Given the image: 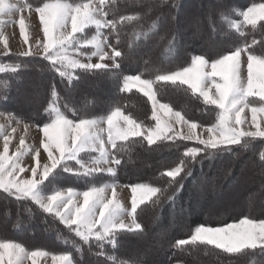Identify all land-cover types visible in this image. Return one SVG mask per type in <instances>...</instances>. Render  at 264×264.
I'll return each instance as SVG.
<instances>
[{"label": "snow or ice", "instance_id": "obj_1", "mask_svg": "<svg viewBox=\"0 0 264 264\" xmlns=\"http://www.w3.org/2000/svg\"><path fill=\"white\" fill-rule=\"evenodd\" d=\"M110 2L114 0H35L38 6L34 7L29 0H19L17 3L0 0V17L16 12L23 13L25 10L31 12L34 8L43 38L36 42L38 51L34 52L29 45V34L21 15L16 23L24 44L29 47L19 55L41 56L62 81L66 78L71 83L77 70H103L112 73L113 78H116L117 70L121 66L118 58L123 59L124 52L109 42L110 36L115 34L118 44V24L138 21L142 17L140 13H134L120 16L119 20L108 19L109 12L105 6ZM160 3L166 5L169 0H160ZM172 5L175 6L174 0ZM230 13L236 14L240 19H230ZM220 16L222 21L228 22L229 31L234 30L244 36L245 26H250L253 30L258 26L264 27V0H253L243 9H227ZM159 20L160 17H157L147 31L140 33L143 40L136 41V47L141 43L146 45L151 36L158 34ZM9 22L0 18V26ZM92 29L95 32L89 38L86 30ZM103 29L110 30L109 35H105ZM170 36L168 38L169 33H165L159 36V40L166 41L164 52L169 53V58H172L176 53V35L172 32ZM0 43L7 55L10 51L9 45L3 35H0ZM255 44V39L250 44L244 42L236 46L235 50H226L216 58L194 54L190 63L177 66L174 71L160 74V69H156L158 74L154 79H143L142 74L123 75L119 89L121 92L136 89L151 102V119L155 121L151 126L126 115L118 106L113 107L107 115L69 118L58 104L60 97L53 84L51 98L41 113L45 116V122L37 124L42 135L34 152L25 144L24 136H21L19 146L10 153L11 133L5 135L4 126L0 125V135L3 136V150L0 151V191L17 201L32 202L44 214L52 216L62 224L82 242H72L76 252L82 254V245H88L91 249L95 242L99 249L96 254L105 256L111 264H116V256L107 254L104 251L105 245H110L114 250L118 246L120 233L143 231L142 224L138 222L139 210L147 202L159 203L160 196L168 188L174 186L178 180L182 181L185 175L191 176L193 170L188 167L189 160L195 163L202 155L231 152L233 146L249 150L258 138L264 139V55H257L252 51ZM105 47L111 49V54L105 51ZM89 48L92 49L91 52L85 51ZM242 53L247 55L246 78L243 74ZM83 56H87V63L79 59ZM93 57H99V61L92 63ZM106 58L112 61L111 65L101 62ZM21 68L19 63L0 64V73L14 74ZM158 82L171 83L178 87L187 86L191 94L214 113V122L207 126L198 125L180 111H174L169 104L161 103L154 89ZM250 98H258L260 104L255 105ZM64 107L67 108V105ZM246 109L251 112V128L254 130H245L243 127L247 123L243 115ZM258 115L261 117L259 121ZM0 117H4L9 126L13 120L17 125L21 123V119L10 113L0 111ZM177 126L180 130H177ZM27 128L28 124H25V130ZM14 132L16 128H12V133ZM136 138H142L148 146L161 141L195 142L200 146L186 147L179 163L165 170L162 175L169 178L165 188L146 183L128 185L131 207L127 208L118 198L117 182L114 178L122 163L118 155ZM91 153L97 155H90L86 162L82 154ZM29 154L34 163L24 166L23 158ZM42 156L46 159L43 164L40 160ZM258 156L261 163H264V150ZM61 171L89 178L93 182L83 191L73 187L62 188L53 183ZM24 173L30 174L25 177L22 176ZM98 174H107L113 179L111 182L97 184L94 181ZM182 187L181 183L180 188ZM168 199L172 201L174 194ZM125 217L128 218L127 221ZM189 245L213 246L232 255L258 252L264 256V219L243 216L238 221L220 227L203 224L196 226L190 236L176 240L174 246L183 248ZM49 255L52 264H77L71 253L54 254L41 249L29 251L19 242L0 238V264H24L26 258L31 259L32 264H37L38 257ZM121 264H128V261Z\"/></svg>", "mask_w": 264, "mask_h": 264}, {"label": "trees", "instance_id": "obj_2", "mask_svg": "<svg viewBox=\"0 0 264 264\" xmlns=\"http://www.w3.org/2000/svg\"><path fill=\"white\" fill-rule=\"evenodd\" d=\"M176 1H179L176 7H179L186 2V4L196 2V1H202V0H174V4ZM232 2V0H227L226 2ZM238 1V0H235ZM261 0H256V2H259ZM30 3H33L34 6H38L35 3V0H29ZM43 2V0H41ZM253 0H243L240 3H244L242 6H248ZM170 4L172 5V0H169V3L166 5H162L160 3V0H114V2L108 3L105 7L106 10L109 12L108 19H116L119 20L120 16L130 15L134 13H140L141 19L138 21L133 22H125L124 24H118V33L120 37V42L117 44L116 41V35L112 34L110 36L109 42L116 45L120 50L124 52V58L120 59L118 58V61L120 63V68L117 70L118 75L116 78H113L112 73L105 72L103 70H93L90 72H84L83 70H77L74 73V79L69 83L67 79L65 78L63 81L58 76V74L51 70L50 66L48 65V62L45 61L41 56H31V57H22L19 54L20 53H14L9 52L7 55L4 53L0 54V64H21L22 68L18 70L16 73L11 72H5L0 73V103L8 104V96L9 94H14L11 97L15 98L14 101H17L21 97L24 96L21 92L18 90L21 89L20 87L24 85H29L32 82H35L37 78L41 75L46 76V83H45V93L42 92L41 100L37 99L36 106L33 107V121L35 122H45V116H43L41 113L43 111V108L46 107L47 103L50 100V94L52 91V86L55 84V88L58 91V95L60 97L58 104L61 107L62 111H65V113L68 116L71 117H84V116H93L97 115L99 113H107L110 111L113 107L116 105L121 106L123 111L128 112L130 115H132L136 120L142 123H148L150 121V113H148V105L149 101L147 100L146 96H144L142 93L138 92L136 89H133L130 92H121L120 86L123 75H129V74H142L143 77L154 79L155 74H158L156 72V69H160V71H166L170 69L171 67L176 66H185L188 62L191 60L189 59L194 54H203L206 56L217 57L219 54H223L226 50H234L236 46L242 45L244 42L251 43L253 39L257 41V44L252 46V51L257 55H264V27H259L256 30H253L250 26H245L244 28V36H241L234 30L229 31L228 26L226 25V21L221 20V16L219 15L220 22L223 25L224 31L231 34V36L228 38L226 37L224 41L220 43H209V44H201L198 43V40L196 41V44H199L198 49L191 48L186 55V59L183 60V62L180 64L179 59L182 58V56L176 57V53L179 50L177 47L180 46L181 40L177 34L176 35V53L174 57L169 58L170 54L164 52V48L166 47V41L161 42L159 40V36L163 35L165 32V27L163 26V19L167 11L169 10ZM216 2H213L210 4L209 9H212L214 5H216ZM221 4V3H220ZM224 5V3H223ZM207 5H202V9H208L206 7ZM223 7V6H220ZM220 14V13H219ZM157 17H160L159 20V32L157 35L151 36L150 41L145 44H140V47L148 46L149 52L146 51V54H143L140 59H143L145 61H148V63H133L130 65L129 63L133 61V55H130V50L132 45V38L135 37V41L143 40V37L140 35V33L147 31L149 26L151 25L153 20H156ZM165 21V20H164ZM162 23V24H161ZM168 24H171V21H168ZM105 35H109L110 30L103 29L102 30ZM95 32V29L92 30H86L87 36L93 35ZM216 32V30H215ZM187 34H196L199 35L198 31L197 33H192L191 29H186ZM200 36V35H199ZM170 38V34H169ZM178 38V39H177ZM152 43V44H151ZM154 49V53L151 51ZM160 49V51H159ZM178 49V50H177ZM156 51V53H155ZM160 59L159 60V55ZM149 53V54H148ZM188 58V59H187ZM190 60V61H189ZM157 61V64H156ZM96 76H105L108 80L111 81V79L114 82V93H113V99L105 106L102 107V105L99 104V106L94 102L92 104V107L89 110H86V107L83 103L79 102L78 94H82L81 92H84L85 87L89 85V82H94V79ZM24 77L30 78V80H26ZM95 83V82H94ZM44 85V84H43ZM154 86H156V89L159 91L171 88L175 91H173L176 97V102L181 104L182 110L180 111L183 115H185L187 118L189 117V113L191 114H197V117L191 116L190 120H193L194 122L201 123V120H203V124L207 123V120L211 119V121H214V113L210 112L208 108L202 103L201 100H199L197 97L193 96L190 92V90L187 89V86H176L171 83H164V82H158ZM3 87V88H2ZM43 90V87H42ZM40 90V92L42 91ZM156 90V91H157ZM21 91V90H20ZM157 91V92H158ZM170 97V96H169ZM73 102V103H71ZM75 102V104H74ZM67 105V108L64 106ZM77 105V106H76ZM101 113V114H102ZM209 116V118L207 117ZM146 123V124H147ZM182 142V143H180ZM179 145V153L177 154V158L181 159L182 154L188 145H191L193 143L186 142V141H177L176 143L169 142V141H161L158 142L156 145L148 146L145 141L142 140V138H136L134 142H129L126 150L118 155V158L121 159L122 163L117 169V174L114 179L122 180L123 176L121 171L124 169V166L122 164L127 159L128 155L131 156H137L139 153H143L145 155V149H161V152H164L166 155H172L174 147ZM264 144V141L256 140L253 144L252 151L254 155V159L261 163L259 160V152L261 150H264V147H258L259 144ZM244 148L240 146H233V150L231 152H237L238 150H242ZM231 152H220L216 153L211 156H201L193 165V162L191 160L188 161V167L193 170L191 176L185 175L184 179L178 180V182L168 188L161 196L160 201L157 204H154L152 202H147L144 206L141 207L138 214V222L142 224L143 231L140 232H122L118 236V246L113 250L110 245H105L104 251L107 254H114L117 258L116 264H121L123 261H128V264H152L151 262L144 263L142 260H140L139 257H132V256H126L123 252L120 253L118 251L119 249V243L123 242L127 238H131V236L141 235L140 243L143 244V242H146L150 237H152L150 233V224H147L148 221H151V219L154 216H158L160 218L163 214H166V208L169 206L174 207H182V205L188 206L190 209L191 207L196 210V207L201 206V203L204 202V200H200L198 202L199 204H196V201L192 200V196L190 197V201L188 198L185 197V187L188 184V179L192 178L194 179L198 175V168L203 166L206 162H215L216 157L219 155H228ZM241 152H246V149H244ZM248 152V151H247ZM177 153V152H176ZM175 154V153H173ZM173 156V155H172ZM176 158V154L174 155ZM174 158V159H175ZM173 162V161H171ZM133 163V162H132ZM131 165V162H129ZM264 166V163H261ZM162 166L160 171H157V174L161 175L160 177L162 180H153L150 177H145V180L148 184H152L154 187L158 188H165L166 185L169 183V178L162 175L165 170L168 168L166 165H160ZM166 166V167H163ZM138 167V166H137ZM141 168V165L139 166ZM125 170V169H124ZM66 177V179H70L67 182L68 184H71L72 187L84 189L86 186L93 181L86 177L76 176L69 173H63L62 171L57 176L58 178H61V175ZM127 172H125V175ZM107 174H98L97 177H101L100 180L95 179V183H104V182H111L113 177H109L111 179H107L105 176ZM126 177V176H125ZM152 179V180H151ZM64 180V179H63ZM109 180V181H108ZM138 179H135V181ZM143 180V179H142ZM62 181V180H61ZM65 183V184H67ZM182 183L183 187L180 188V184ZM197 184V183H196ZM205 186H208L204 188L205 194L207 196V189H209L210 186H212L211 182H206ZM200 186V184L196 185L195 187ZM179 189V190H178ZM174 199L170 201L168 199L169 196H173ZM185 198H184V197ZM6 197L7 202H3L4 198ZM0 199L2 200L5 207H8V213H6L5 217L7 219L13 220L11 222L10 227H13L14 233L12 234L11 231L8 233L10 236H13L12 238L18 240L19 242L23 243L27 247H40L44 250H47V252H68L73 254L75 261L77 264H111L110 261L106 259L105 256H100L96 253H98L99 249L95 242L92 243L91 249H89L88 245H82V254L76 252L75 248L72 246V242L75 241L77 244H82V242L79 241L78 238H76L73 234H71L68 229H66L62 224H60L57 220H54L52 216H48L44 214L42 211H40L32 202L30 201H24L12 198L11 196L3 193V191H0ZM13 203L17 205L16 213L13 212V208L10 207V204ZM191 204V207H190ZM2 206V205H1ZM213 205H208L209 210L212 211ZM174 207L172 209H174ZM25 209H31V211H26ZM177 209V208H176ZM202 209V206H201ZM214 209V206H213ZM35 210V212H34ZM193 210V209H192ZM238 210V209H237ZM189 211V210H188ZM168 212V209H167ZM243 216H251L254 218L260 217L257 213L254 215V213L250 210H244ZM264 213V212H263ZM242 215V214H240ZM21 217V218H20ZM27 219L26 226L24 228L21 227L23 224L22 219ZM44 218H49L50 220H43ZM179 219V222L183 224V231H188V233L184 235L177 234L173 238L169 240V248H164V251H160V261H154L153 264H191L192 262L197 261H206L209 260L210 262L218 263L219 260H227L228 262H231L232 264H264V256L260 255L258 252L256 254L249 253L247 255H232L224 253L222 250L215 249L213 246H185L183 248H177L175 247V241L179 239H183V237L188 236L191 233V229L198 224H218L217 222L208 221L205 217H202L201 215H195L193 217H186V215H178L176 216ZM228 219H225L227 221ZM51 222L52 224H50ZM150 223V222H149ZM186 223V224H185ZM222 223V222H220ZM21 227V228H19ZM43 228L44 232L46 233L47 241L46 239L42 241L41 243L37 242L38 239H36L35 232L38 228ZM19 228V229H18ZM30 228L32 231H34L31 235V230L27 231L26 229ZM177 230V229H175ZM27 233H30V238H34V241H29L28 243L25 241L30 240L29 235ZM26 236V237H25ZM4 238L5 235H2L0 233V238ZM185 239V238H184ZM134 241V239H132ZM67 241L68 243H65ZM134 243V242H133ZM230 260V261H229ZM161 262V263H159ZM223 263V262H222Z\"/></svg>", "mask_w": 264, "mask_h": 264}, {"label": "rangeland", "instance_id": "obj_3", "mask_svg": "<svg viewBox=\"0 0 264 264\" xmlns=\"http://www.w3.org/2000/svg\"><path fill=\"white\" fill-rule=\"evenodd\" d=\"M226 1L227 0H202L200 2L196 1V2L189 3V4H186V2L184 1V3H182V5L179 7H176L179 1L175 2V6L170 4V6L168 7L169 10L167 11L163 19V22H164L163 26L165 27V32L163 33V35L165 33L171 34L172 32H174L175 34L179 36L180 39H182L180 46L177 47L179 49V50L177 49L178 50L176 53L177 56L175 55L177 58L179 56H182V58L179 59L180 64L183 62V60L186 59L185 53H187L189 49L199 48L198 43H201L204 45L209 44V43H220L226 40L227 39L226 37L229 38L231 36L230 33L223 32L224 28H223L222 23L220 22L219 13L227 9H233V8L243 9V8H246L247 6H242L244 3H240V2L243 0H238V1L232 0V2L231 1L226 2ZM7 2L17 3L19 2V0H7ZM213 2H216L217 4L214 5L212 9H209L210 4ZM202 5H207L206 7L208 9L206 10L202 9ZM220 6H223V7H220ZM21 15L24 18L26 31L29 34V45H31L32 50L36 52L38 51V49L36 48V42L38 40H42L43 33L41 31V28L38 22V16L35 13L34 8L31 12H28L27 10H25L23 13L16 12L10 15H4L3 17H0L3 20L10 21L9 23H6L0 26V35H3L7 39L9 50L11 52L21 53L22 51H26L29 45L24 44L20 36V33H19V26L16 23V21L21 17ZM229 17L230 19H237V20L240 19V17L234 13H230ZM169 20L171 21V24H168ZM226 25L228 26V22L226 23ZM186 29H191L192 33L193 32L197 33L198 31L200 36L196 34H191V35L187 34L185 33ZM214 29L216 30V32ZM34 33L36 34L35 38L33 37ZM90 37L91 36H89V38ZM197 40H198V43L196 44ZM135 42H136L135 37H133L132 38L133 47H131V49H134V50H130V55H133V58H132L133 61L129 63L130 65H132L134 62L139 63V62L144 61L143 63H145V60L140 59V58L143 54H146V51L149 52L148 46H145V48L140 47V45L136 47ZM85 51L91 52L92 49L89 48V49H86ZM105 51L111 54L110 48L105 47ZM151 51L154 53V49ZM4 52H5L4 46L2 43H0V54ZM160 54L161 53L159 52L158 53L159 60H161ZM219 55H222V54H219ZM213 58H216V57H213ZM79 59H81L82 62H85V63L88 62L87 56L79 57ZM189 59L191 60V57ZM241 59L243 62V69H244L243 74L246 78L247 55L242 53ZM98 61H99V57H93L91 60L92 63H96ZM101 62L108 64V65L112 64V61L107 58ZM156 64H157V61H156ZM176 68L177 66L171 67L170 69L166 71H174L176 70ZM166 71H160V74ZM129 75H136V74L133 73ZM24 78L26 80H30V78H27V77H24ZM142 78L150 79V78H146L143 76ZM94 82L93 81H91V83L89 82V85L85 87L84 92H81L82 94L77 95L78 98H80L79 102L84 104V106L86 107V110H89L92 107V104L94 102L98 106L100 104L103 107L107 105L113 99L114 82L112 79L110 81L105 76H96L94 79ZM45 83H46V76L41 75L37 78L35 82H32L29 85H24L20 87L21 89H19L18 91L24 94L23 97H21L17 101H14L15 98L11 97L14 94L12 95L9 94L8 96L9 103L3 104V105L2 103H0V111H3L5 113H10L14 117L21 119V123L19 125H17L15 123V120H13L11 122V126H9L8 121L4 117H0V125L4 126V134L7 135L11 133L10 143H9L10 153L15 151L16 148L19 146L21 136H24L25 144L29 146L33 150V152L35 148L39 146V140L42 134L38 131L37 124H42L43 122L38 123V122L33 121L32 110H33V107L36 106L37 104L36 103L37 99H39V101L41 100L42 92L44 94L46 91ZM42 87H43V90H42ZM154 89L155 91L157 90L156 86H154ZM160 89L159 91L157 90L158 92L156 91V93H157V98L160 100L161 103L169 104L174 111L182 110L181 104L176 102V97L174 96L175 93L173 92L175 90L169 87L161 91ZM40 90L42 91L40 92ZM250 100H252V102L257 106L260 104V101L258 98H250ZM117 106L122 108L119 105H116L115 107ZM123 112L126 115H130L126 111H123ZM101 113L95 116L107 115V113L105 114L104 113L101 114ZM148 113L150 114L152 113V105L150 101L148 105ZM190 115L197 117V114L189 113V117L188 118L186 117V118L190 119L191 118ZM243 115L247 119V123L243 125L244 129L254 130L253 128H251V112L248 109H246ZM207 117L209 118V116ZM69 118H73V117L69 116ZM74 118H77V117H74ZM257 119L258 121L261 119L260 115H258ZM201 123L202 124L200 123H197V124L207 126L208 124L212 123V121L211 119L210 120L208 119L207 123L203 124V120H201ZM25 124H28L27 130H25ZM154 124H155V121L151 119V115H150V121H148L146 125L151 126ZM12 128H16V132L12 133ZM177 130H180L178 126H177ZM204 135L206 137L207 133L205 132ZM106 138H107V135L105 133V139ZM258 140H260L261 142L264 141V139H260V138H258ZM180 143H177L178 145L174 147V150H173V153L176 154V158L174 157L175 154L173 153H172L173 156L171 155V157L170 155H167V154L165 155L164 152H161L160 148L155 149V150L145 149V152H144L145 155L143 153H139L137 156L128 155L127 159L122 164V166H124V169H125L121 171L122 176H123L122 180L115 179V181L117 182L118 198L124 204L125 207L127 208L131 207V203H130L131 192H130V189L127 187L128 185L138 184V183L148 184L145 180V177H150L155 181L157 180L160 181L162 180L160 178L162 176L157 174V171H160L162 167L160 165L164 164L168 167L167 169H170L172 167H175L176 164L179 163L180 159L177 158V154L179 153V147H180L179 145H181ZM190 143H193V144L188 145V147L200 146V145H197L195 142H190ZM258 147H264V144L261 143L258 145ZM2 150H3V136L0 135V151ZM243 150L244 149L238 150L237 152H231L228 155L221 154L218 157H216V161L212 163L211 161L210 162L205 161V163H203L204 165L198 168V172H199L198 175L194 179L192 178L188 179L187 181L188 184L185 187V197L188 198L187 196H189L188 200L190 199L191 196H192V200L194 197L196 204H199L198 202L201 203L200 200H204V202L201 203L202 209H201V206L199 207L197 206L196 210H194V208L191 207V204H190L191 209L186 205H182V207H179V208L174 207L173 205L169 206L166 208V214H163L160 218H158V216H154L151 219V221L147 222V224H150V227H151L150 233L152 237H150L146 242H143V244H141L140 243V240H142L141 235L139 234L136 236L132 235L131 238H127L123 242L119 243L118 251L120 253L123 252L126 256L139 257L140 260H142L144 263L151 262L153 264L154 263L153 260L160 261L159 260L161 257L160 251H164V248H169V240L173 238L174 236H176L177 234L184 235L188 233V231L182 232L184 227H183V224L179 222L178 218L176 220V216L178 215L179 216L186 215V217H190V218L195 215L197 216L201 215L202 217H205L206 219H208V221L218 223V224H212V225L207 224V223L203 224V225L211 226V227H220L227 223L238 221L241 217H243V213H241V211L243 212L244 210H250L254 213V215L256 213L260 215V217L258 218L248 216L250 218L264 219V213H263L264 212V166L260 162L254 159L252 148L249 150H246V152H241ZM90 155H97V154L96 153L82 154L86 162L88 161ZM40 160H41V164L45 163L46 162L45 156H42ZM129 162H131V165L129 164ZM33 163L34 161L32 160L31 154L26 155L23 158L22 164L24 166H29ZM195 164L193 163V165ZM140 165H141V168L139 167ZM107 166H110V165H102V167H107ZM166 166H163V167H166ZM125 172H127L126 175H125ZM29 174L30 173H24L22 174V176L26 177ZM105 176L107 177V179H111L108 175H105ZM61 177L62 179L57 177L56 180L53 181V183L59 185L62 188L72 187L71 184L67 183V182H71L69 181L70 179L69 180L66 179V177L63 176V174L61 175ZM97 179L100 180L101 177L99 176L97 177ZM135 179H138V180L135 181ZM206 182L212 183V186H210L209 189H207V196L204 191L205 190L204 188L208 187V186H205ZM97 184H100V182H98ZM198 184H200V186L195 187ZM75 189L79 191L85 190V188L84 189L75 188ZM46 194H48L47 190H46ZM1 201L2 200L0 199V233L2 235H5L4 239H10V240L19 242L18 240L12 238L13 236H10L8 234L10 233V231L12 234L14 233V231L12 230L13 227H10L11 222L13 220L7 219V217H5L6 213H8V210H7L8 207H5L6 205L3 204V202H7L6 197L4 198L2 203ZM208 205H213L214 209H213V206H211L212 211L209 210ZM16 206L17 205L13 203L10 204V207L13 208L14 213H16V210H17ZM173 207L174 209H172ZM167 209H168V212H167ZM30 212H33V211H30ZM127 219L128 218L125 217L126 221ZM225 219H228V220L225 221ZM26 220L27 219L25 218L22 219L23 221V224L21 225L22 228L26 226L27 224ZM43 220H50V219L44 218ZM49 223L52 224L51 222ZM199 225H202V224L195 225L191 230H193L196 226H199ZM26 230L30 231L31 229L27 228ZM33 232L34 231L31 230L30 232L31 235H33L32 234ZM30 233H27L30 239V240H27V239L25 240L27 243L29 241H34V238H30L31 236ZM190 235L191 233L188 236ZM188 236L183 237V239L187 238ZM34 237L38 239L37 242L39 243H41L45 239L47 241L46 233L44 232V229L40 227L35 232ZM132 239H134V241ZM24 246L29 251L36 250V249L44 250L43 248H40V247L36 248L34 246H31V247H27L26 245ZM49 253L60 254V253H65V252L63 251V252H49ZM217 262L218 263L210 262L209 260H206V261H200V262L197 261L194 263L192 262L191 264H232L231 262H228L226 259L223 261L218 259ZM24 264H32L31 259L26 258L24 260ZM37 264H52L51 256L49 255L47 257H38Z\"/></svg>", "mask_w": 264, "mask_h": 264}, {"label": "crops", "instance_id": "obj_4", "mask_svg": "<svg viewBox=\"0 0 264 264\" xmlns=\"http://www.w3.org/2000/svg\"><path fill=\"white\" fill-rule=\"evenodd\" d=\"M31 18V17H30ZM26 21V20H25ZM33 37L35 38L36 37V34L34 33ZM235 50V49H234ZM246 55V54H245ZM245 57V56H244ZM174 123V122H173Z\"/></svg>", "mask_w": 264, "mask_h": 264}]
</instances>
